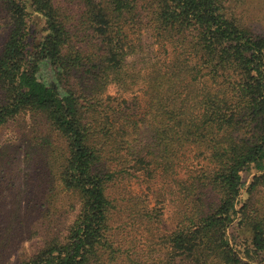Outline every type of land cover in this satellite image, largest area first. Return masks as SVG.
<instances>
[{"label": "trees", "instance_id": "obj_1", "mask_svg": "<svg viewBox=\"0 0 264 264\" xmlns=\"http://www.w3.org/2000/svg\"><path fill=\"white\" fill-rule=\"evenodd\" d=\"M249 1L0 0V129L45 118L66 141L57 182L75 200L70 223L15 264H147L125 240L133 222L114 218L130 199L110 194L132 163L159 170L160 195L180 215L155 264H264V210L252 201L264 186V34L246 17ZM34 17L43 35L32 44ZM145 35L165 56L153 61L140 110L137 97L105 90L131 85L126 59ZM190 147L214 166L205 186L203 174L180 176ZM236 225L246 234L232 240Z\"/></svg>", "mask_w": 264, "mask_h": 264}, {"label": "rangeland", "instance_id": "obj_2", "mask_svg": "<svg viewBox=\"0 0 264 264\" xmlns=\"http://www.w3.org/2000/svg\"><path fill=\"white\" fill-rule=\"evenodd\" d=\"M246 17H249V21L259 33L264 34V0H250ZM33 20L29 35L32 44L43 35L42 20L38 17ZM7 34L5 27L0 29V49L7 39ZM137 37L133 36L132 40ZM142 40L136 54L126 59L125 80L131 85L121 86L116 80L108 84L105 90V96L115 99L121 97V102L128 103L137 97L140 110L145 106L146 96L142 90L149 88L147 75L152 70L153 61L165 56L164 48L155 38L145 35ZM66 146L65 139L39 114L22 115L0 129V254L1 258H4L2 264H15L17 260L33 255L45 244L48 235L65 228L72 220L71 205L75 200L59 188L56 175L57 166L68 154ZM187 150L185 163L183 162L182 169H179L180 176L186 179L188 174H199L200 177L203 174L200 182L204 185L208 182V171L213 170L214 166L206 155L199 156L197 148L190 147ZM132 165V178L125 181L124 186L120 185V191H117V182L110 190V194L115 198L124 196L130 199L129 203H117L122 209L117 213L116 206L114 218L117 222L128 218L133 222L134 230L125 239L129 242L134 238L133 258L136 261L155 264V260L168 250L167 238L176 229L180 215L174 197L169 195L168 191L160 195L159 170L153 165L150 168L140 165L135 167V163ZM251 179V174H244L246 187ZM171 188L172 191L179 190L177 184ZM61 197L66 200L62 202ZM252 197V201L257 204L261 202L263 212L264 186L255 198ZM242 198H248L246 188ZM52 200L54 204L51 212L47 206ZM66 208L71 214L68 215L64 211ZM237 231V225L230 229L232 240L237 238ZM241 231V234H246L245 229L241 228ZM237 233L240 234L239 231ZM236 242L233 241L234 244H239Z\"/></svg>", "mask_w": 264, "mask_h": 264}]
</instances>
